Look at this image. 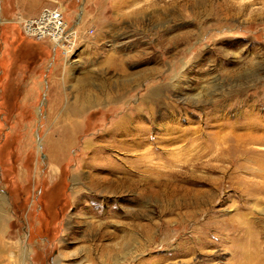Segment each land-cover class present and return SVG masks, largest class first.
Here are the masks:
<instances>
[{
  "label": "rangeland",
  "instance_id": "obj_1",
  "mask_svg": "<svg viewBox=\"0 0 264 264\" xmlns=\"http://www.w3.org/2000/svg\"><path fill=\"white\" fill-rule=\"evenodd\" d=\"M0 264H264V0H0Z\"/></svg>",
  "mask_w": 264,
  "mask_h": 264
},
{
  "label": "bare ground",
  "instance_id": "obj_2",
  "mask_svg": "<svg viewBox=\"0 0 264 264\" xmlns=\"http://www.w3.org/2000/svg\"><path fill=\"white\" fill-rule=\"evenodd\" d=\"M61 37H62V35H61ZM59 40L55 43V44H57V46L55 48L59 47V45H60ZM95 102H97V101L94 100L93 98L89 97L87 99V97H86L84 101H82V102L77 101L76 104H74V106L70 107L68 110V114L71 116H75L78 113H80L81 108H82L81 106H83V107H86L88 105L92 106V105L96 104ZM69 120L76 121V120H78V116L77 117H65V118L59 117L60 122H58L59 123L58 126H61L62 131L58 134V130L55 128L56 129L55 132L52 133L53 137H50L48 139V146L50 148V159L55 161V162H59L62 160L66 149L69 148L73 142V131L77 133L79 130V125H77V127L75 125L70 126V128H69V126H68ZM70 130H72V131H70Z\"/></svg>",
  "mask_w": 264,
  "mask_h": 264
},
{
  "label": "built area",
  "instance_id": "obj_3",
  "mask_svg": "<svg viewBox=\"0 0 264 264\" xmlns=\"http://www.w3.org/2000/svg\"><path fill=\"white\" fill-rule=\"evenodd\" d=\"M51 20H53V30L51 32L56 34V38H58V40L61 38L59 40L60 43L62 42L64 37H66L68 34H71L75 30V26H73V27L71 26V27H69V29L67 31L62 32L65 29L64 28V22L61 19H59V17L57 15L56 16H52L49 13L43 15L40 19H35L33 21H28V24L26 25V28L29 31L36 30V33H38L40 35V37H44L45 33L42 32V31H39L41 29V28L39 29V24H40V22L45 23V25L47 27L44 30H48L49 23H51ZM34 24H36L38 27L35 28ZM61 35H62V37H61Z\"/></svg>",
  "mask_w": 264,
  "mask_h": 264
},
{
  "label": "crops",
  "instance_id": "obj_4",
  "mask_svg": "<svg viewBox=\"0 0 264 264\" xmlns=\"http://www.w3.org/2000/svg\"><path fill=\"white\" fill-rule=\"evenodd\" d=\"M82 112H84V109L82 111H80V113H78L77 115L74 114L75 116H71V115L68 114V115H66V117H77L78 116V118H81V113Z\"/></svg>",
  "mask_w": 264,
  "mask_h": 264
}]
</instances>
